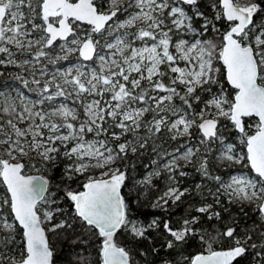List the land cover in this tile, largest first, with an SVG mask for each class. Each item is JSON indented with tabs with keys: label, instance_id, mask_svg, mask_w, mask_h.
Wrapping results in <instances>:
<instances>
[{
	"label": "snow or ice",
	"instance_id": "6c2138e0",
	"mask_svg": "<svg viewBox=\"0 0 264 264\" xmlns=\"http://www.w3.org/2000/svg\"><path fill=\"white\" fill-rule=\"evenodd\" d=\"M0 78V264H264V0H0Z\"/></svg>",
	"mask_w": 264,
	"mask_h": 264
},
{
	"label": "trees",
	"instance_id": "16d2710c",
	"mask_svg": "<svg viewBox=\"0 0 264 264\" xmlns=\"http://www.w3.org/2000/svg\"><path fill=\"white\" fill-rule=\"evenodd\" d=\"M183 207L176 209V215L177 217L183 212Z\"/></svg>",
	"mask_w": 264,
	"mask_h": 264
},
{
	"label": "rangeland",
	"instance_id": "374dc122",
	"mask_svg": "<svg viewBox=\"0 0 264 264\" xmlns=\"http://www.w3.org/2000/svg\"><path fill=\"white\" fill-rule=\"evenodd\" d=\"M0 79H2V78H0Z\"/></svg>",
	"mask_w": 264,
	"mask_h": 264
}]
</instances>
